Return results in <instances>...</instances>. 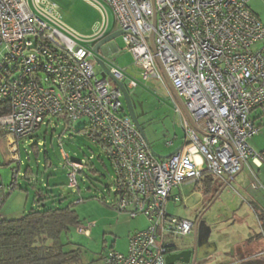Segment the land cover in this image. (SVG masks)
<instances>
[{"label":"built area","instance_id":"built-area-1","mask_svg":"<svg viewBox=\"0 0 264 264\" xmlns=\"http://www.w3.org/2000/svg\"><path fill=\"white\" fill-rule=\"evenodd\" d=\"M84 1L100 15L87 37L63 23L55 4L0 0V109L7 111L0 116V134L16 162L19 140H31L42 127L54 132L85 120L79 130L110 165V207L148 222L129 235L125 253L104 252V263L166 264L170 246L193 230L192 222L167 212L168 201L181 202L172 190L182 185L200 190L205 175L231 179L249 162L264 164V154L247 143L258 132L249 115L264 102V26L247 0H154L157 56L200 130L169 94L186 139L181 151L158 160L128 118L121 92L98 76L90 61L93 45L108 34L110 10L141 79L166 84L147 41L150 0ZM107 68L122 82L116 66ZM84 167L85 162L64 157L70 188L78 187ZM17 173L13 170L12 182ZM249 187L264 190L255 175ZM74 230L90 233L80 224Z\"/></svg>","mask_w":264,"mask_h":264},{"label":"rangeland","instance_id":"rangeland-1","mask_svg":"<svg viewBox=\"0 0 264 264\" xmlns=\"http://www.w3.org/2000/svg\"><path fill=\"white\" fill-rule=\"evenodd\" d=\"M43 1L55 4L63 23L80 36L91 35L100 21L98 11L84 0ZM247 4L264 26V0H247ZM113 31L114 18L109 10L108 33ZM113 43L116 52L109 56H104L102 50L92 54L90 61L94 65L95 73L99 76L100 68L95 63V58L102 60L107 67L114 65L121 71L122 84L127 88L135 116L144 131L149 147L156 154L166 156L179 145L178 141L184 136L180 116L168 94L167 84H161L154 78L143 81L132 55L124 50L122 36L117 37ZM109 80L110 86L115 87L112 80ZM129 82L136 83V87L128 88ZM85 122L83 119L79 120L67 129L60 125L52 133L47 131V134H44L45 129L42 127L31 142L28 139L17 142L15 155L19 161V173L16 183L23 188L22 190L16 188L12 191L7 190L12 186L11 176L18 161L12 160L6 136L0 135V187L3 188V193H0V218L17 219L35 208V189L54 196L56 205L59 199L62 200V206L81 199L74 203L72 208L80 220V225L88 228L90 233L85 236L75 230L71 231L69 235L71 246L67 250L79 248L80 255L76 261L67 264H105L101 258L104 252L127 251L128 235L146 228L148 222L144 216L130 219L127 214L119 213L110 207L113 198L107 193L106 187L110 182V165L103 151L90 142L84 130H79ZM174 136L179 140L175 141L173 148H169L167 143L172 141ZM34 140H37L38 144L36 150L30 148ZM251 140L247 141L251 144ZM65 156L74 161L91 162L95 173L85 169L82 174L77 175L78 187L70 188L66 170L63 168ZM25 167H29L33 173L34 188L21 178ZM177 193L180 194L181 202L171 200L167 204V212L171 216L195 222L205 204V194L194 185H182L172 190L173 195ZM217 201L202 217L201 222L208 228L211 227L209 216L213 212L217 213L216 208L219 204ZM192 241L193 236H187L174 242L179 247H187Z\"/></svg>","mask_w":264,"mask_h":264},{"label":"crops","instance_id":"crops-1","mask_svg":"<svg viewBox=\"0 0 264 264\" xmlns=\"http://www.w3.org/2000/svg\"><path fill=\"white\" fill-rule=\"evenodd\" d=\"M114 48L115 46L111 44L104 47L102 49L104 56L113 53ZM167 91L171 94L169 88ZM249 119L258 128V132L250 138L251 144L247 143L252 150L264 154V102L250 113ZM183 133L184 136L180 140L174 136L169 148H173L175 141L179 140V145L174 150L183 149L186 139L184 130ZM254 175L264 186V164L258 168L249 162L233 179L226 176L212 178L207 175L213 180V191L216 193L228 180L230 183L216 199L219 203L217 213L213 212L209 216L210 236L208 243L201 245L202 254H209L206 264H264V190H252L249 187ZM204 184L203 180L200 190L205 194L206 202L213 194L211 191L205 192ZM174 195L180 196L178 193ZM205 233L206 229L203 226L202 235Z\"/></svg>","mask_w":264,"mask_h":264},{"label":"trees","instance_id":"trees-1","mask_svg":"<svg viewBox=\"0 0 264 264\" xmlns=\"http://www.w3.org/2000/svg\"><path fill=\"white\" fill-rule=\"evenodd\" d=\"M6 112L5 109H0V116ZM44 134H47V130L44 131ZM30 139H33V136ZM37 145V140H34L30 144V148L36 150ZM85 169L95 173L91 162H85L81 174ZM13 170L19 171V161ZM18 173L12 186L7 188L8 191L15 188L23 189L16 183ZM21 178L34 188L33 173L29 167H25ZM204 181V190L212 192V199L216 194V191H213V180L205 175ZM2 191L3 188L0 187V193H3ZM34 201L36 207L21 217L17 219L0 218V264H67L76 261L80 255V249L67 250V248L71 246L69 242L71 231L80 224V220L72 208V205L78 200H74L73 204L62 206V200L59 199L58 205H56L54 196L35 189Z\"/></svg>","mask_w":264,"mask_h":264},{"label":"water","instance_id":"water-1","mask_svg":"<svg viewBox=\"0 0 264 264\" xmlns=\"http://www.w3.org/2000/svg\"><path fill=\"white\" fill-rule=\"evenodd\" d=\"M150 5H151V9H152V17H151V29L149 31V34L147 35V41L149 44V48L152 52V54L155 55V59L157 62V65L164 77V80L167 84V87L170 90V93L172 94L173 98L175 99V102L178 104V106L180 107L183 115L186 117V119L189 121V123L197 130L200 132L199 128L196 126L194 120L192 119L191 115H189L190 113L188 112L187 108L185 107L182 99L179 97V95L177 94L176 90L173 88L171 81L168 77V74L164 68V66H162V62L159 59V57L157 56V51H156V47L154 44V28H155V22H156V10H155V5H154V0H150ZM122 32L119 30L113 31L111 33H108L104 38H102L101 40L98 41V43L96 42V44L93 45L92 47V53L93 54H97L100 50H102L104 47L108 46V45H114V40L121 36ZM115 46V45H114ZM116 51V48H114V52ZM95 63L98 65V68H100V73L99 76L101 78H109L112 80V82L114 83V85L117 87V89L121 92L122 94V98H123V103H124V107H125V111L126 114L128 116V118L131 120L133 126L135 127L136 131L139 133V135L141 136V138L143 139V141L147 144L150 154H152V156L155 159L158 160H163V159H167L170 156L178 153V151L180 150V148H177L176 150H173L171 153H168V155L166 156H160L158 154H156L155 152H153L151 150V148L149 147V144L147 142L146 136L144 134V131L142 130L132 107V103L130 100V96L129 93L127 91V88L122 84V82H119L117 80H115L113 77H111V75L109 74L108 68L106 67V65L104 64V62L98 58H95ZM243 170V168L241 169V171ZM240 171V172H241ZM239 172V173H240ZM237 175V174H236ZM233 176L231 179L236 177ZM230 180H228L221 188L220 190H218V192L215 194V196L210 200V202L207 204V206L205 207V209L200 212L199 215H197V218L195 220V222L193 223V241L191 243V245L189 246H185V247H179L177 246L176 242L174 244H172L170 246L171 248V253L169 255L166 256L165 258V262L166 264H206V259L209 257L208 255L202 254L201 251V245L202 243H208V238L210 236V232H211V228H208V226H205L201 220H202V216L205 214V212H207L209 210V208L213 205V203L216 201L217 197L219 196V194L221 193V191L226 188L227 185H229ZM203 226L206 229V233L204 235H202V229Z\"/></svg>","mask_w":264,"mask_h":264},{"label":"flooded vegetation","instance_id":"flooded-vegetation-1","mask_svg":"<svg viewBox=\"0 0 264 264\" xmlns=\"http://www.w3.org/2000/svg\"><path fill=\"white\" fill-rule=\"evenodd\" d=\"M209 202H210V201H206V202H205V204H204L203 207H202L201 212L205 209V207L207 206V204H208ZM205 213H206V212H205ZM204 215H205V214H204ZM204 215H203V216H204ZM203 216H202V217H203ZM193 228H194V226H193ZM192 235H193V230H192V232H191L188 236H192ZM186 237H187V236H186ZM263 251H264V250H263ZM263 254H264V253H263Z\"/></svg>","mask_w":264,"mask_h":264}]
</instances>
